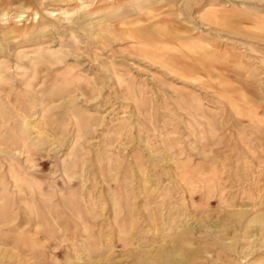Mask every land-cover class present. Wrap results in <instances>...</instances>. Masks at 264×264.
Here are the masks:
<instances>
[{
	"label": "rangeland",
	"instance_id": "1",
	"mask_svg": "<svg viewBox=\"0 0 264 264\" xmlns=\"http://www.w3.org/2000/svg\"><path fill=\"white\" fill-rule=\"evenodd\" d=\"M0 264H264V0H0Z\"/></svg>",
	"mask_w": 264,
	"mask_h": 264
}]
</instances>
